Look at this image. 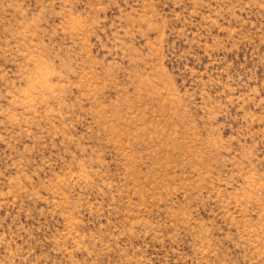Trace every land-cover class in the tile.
<instances>
[{"label": "rangeland", "instance_id": "374dc122", "mask_svg": "<svg viewBox=\"0 0 264 264\" xmlns=\"http://www.w3.org/2000/svg\"><path fill=\"white\" fill-rule=\"evenodd\" d=\"M0 264H264V0H0Z\"/></svg>", "mask_w": 264, "mask_h": 264}]
</instances>
